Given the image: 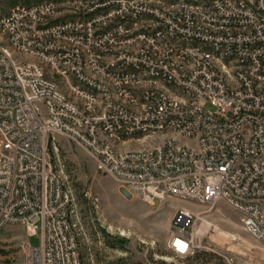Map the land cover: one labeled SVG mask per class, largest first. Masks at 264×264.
Returning a JSON list of instances; mask_svg holds the SVG:
<instances>
[{"label":"built area","instance_id":"obj_1","mask_svg":"<svg viewBox=\"0 0 264 264\" xmlns=\"http://www.w3.org/2000/svg\"><path fill=\"white\" fill-rule=\"evenodd\" d=\"M7 1L0 231L39 236L22 264H81L51 134L82 145L127 195L224 201L264 242V0ZM192 220H175L178 256L197 252Z\"/></svg>","mask_w":264,"mask_h":264},{"label":"rangeland","instance_id":"obj_2","mask_svg":"<svg viewBox=\"0 0 264 264\" xmlns=\"http://www.w3.org/2000/svg\"><path fill=\"white\" fill-rule=\"evenodd\" d=\"M12 5L0 4V13ZM49 154L54 170L74 194L81 264H264V242L244 229L242 214L226 202L204 205L168 198L150 205L124 193L69 137L51 134ZM182 210L193 215L188 231L196 239L194 255L178 256L170 248ZM26 240L40 245L39 236L27 238L22 226L0 231V264H22Z\"/></svg>","mask_w":264,"mask_h":264},{"label":"snow or ice","instance_id":"obj_3","mask_svg":"<svg viewBox=\"0 0 264 264\" xmlns=\"http://www.w3.org/2000/svg\"><path fill=\"white\" fill-rule=\"evenodd\" d=\"M178 247L181 251H183L186 247V245L182 244V243H178Z\"/></svg>","mask_w":264,"mask_h":264},{"label":"bare ground","instance_id":"obj_4","mask_svg":"<svg viewBox=\"0 0 264 264\" xmlns=\"http://www.w3.org/2000/svg\"><path fill=\"white\" fill-rule=\"evenodd\" d=\"M187 211V210H186Z\"/></svg>","mask_w":264,"mask_h":264}]
</instances>
